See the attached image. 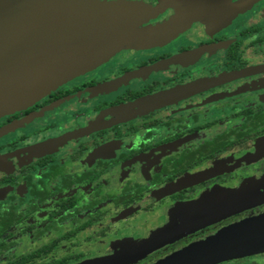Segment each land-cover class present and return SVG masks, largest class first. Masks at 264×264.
<instances>
[{"label": "flooded vegetation", "instance_id": "af4514ba", "mask_svg": "<svg viewBox=\"0 0 264 264\" xmlns=\"http://www.w3.org/2000/svg\"><path fill=\"white\" fill-rule=\"evenodd\" d=\"M129 33L0 115V264H264V0Z\"/></svg>", "mask_w": 264, "mask_h": 264}, {"label": "water", "instance_id": "95a60500", "mask_svg": "<svg viewBox=\"0 0 264 264\" xmlns=\"http://www.w3.org/2000/svg\"><path fill=\"white\" fill-rule=\"evenodd\" d=\"M90 1L29 0L25 7L0 0V115L41 95L70 73L74 64L83 63L77 62L81 58L100 57L98 48L91 49L100 41L116 42L125 33L124 38L129 39L130 29L145 22L164 3L208 6L224 0H164L125 17H107L91 8Z\"/></svg>", "mask_w": 264, "mask_h": 264}, {"label": "rangeland", "instance_id": "374dc122", "mask_svg": "<svg viewBox=\"0 0 264 264\" xmlns=\"http://www.w3.org/2000/svg\"><path fill=\"white\" fill-rule=\"evenodd\" d=\"M11 2H14L17 5L20 4H24L26 0H9ZM91 8H93L94 10H100L103 15L105 14V16L107 17H125V16H131V15H136L140 12H142L144 10L145 7H137L136 5L134 6H119L118 4H116V2H112L111 4L109 2H106V4L100 3V5L98 6L96 2H94V0H91ZM27 3V2H26ZM92 4H95L94 6ZM121 38V37H118ZM122 39V38H121ZM120 39V40H121ZM117 42V41H116ZM115 41H111L109 42V47L110 46H114L116 44ZM100 43V42H99ZM97 45V44H96Z\"/></svg>", "mask_w": 264, "mask_h": 264}]
</instances>
